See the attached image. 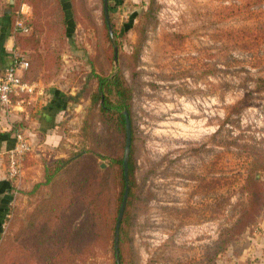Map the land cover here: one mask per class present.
Listing matches in <instances>:
<instances>
[{
	"label": "rangeland",
	"instance_id": "rangeland-1",
	"mask_svg": "<svg viewBox=\"0 0 264 264\" xmlns=\"http://www.w3.org/2000/svg\"><path fill=\"white\" fill-rule=\"evenodd\" d=\"M6 4L30 27L14 49L37 87L9 124L28 126L22 114L40 111L52 91L63 105L59 143L30 151L24 170L35 166V178L26 186L23 173L14 183L0 264L114 263L121 187L111 160L121 153V132L93 96L97 75L117 73L132 88L136 148L127 264H264V173L256 176V210L246 180L264 153V0H109L113 38L104 0ZM75 155L82 156L54 192L39 186L47 164ZM95 175L105 187L97 213L88 188ZM50 192L60 201L45 197Z\"/></svg>",
	"mask_w": 264,
	"mask_h": 264
},
{
	"label": "trees",
	"instance_id": "trees-1",
	"mask_svg": "<svg viewBox=\"0 0 264 264\" xmlns=\"http://www.w3.org/2000/svg\"><path fill=\"white\" fill-rule=\"evenodd\" d=\"M0 6H7L4 0H0ZM9 11H5L6 15L11 18V21H15L14 11L16 10L17 6L10 5ZM6 9V8H5ZM107 24V23H106ZM108 26V25H107ZM25 35L27 33H24ZM22 32L15 34V47H18L19 40L22 39L24 35ZM115 55V49H114ZM30 66V62H29ZM98 80V88L93 96L94 104L100 103L101 112L104 117L111 119L115 122V127L117 131L121 132V153L120 155L113 156L111 163L114 168H117L119 171V184L121 187L120 196H119V209L122 205V201L124 199V193L127 186V183L130 185V192L129 197L127 200L126 209L124 212V216L121 222L120 227V238H119V253H120V264H127V259L133 261V254L128 245L127 238H128V225L131 220L132 210L137 200V190L135 189L136 186V179H135V171H136V158H135V143H134V135L132 129V145H131V153L129 159V168H128V181L125 178L124 172V154H125V145H126V120L124 115V110L127 109L131 118V97H132V88L128 85L125 77L121 73H117L110 76L105 75H97ZM56 94V100L52 104L56 110H59L61 105H63V99L61 97V93L54 91ZM115 98V99H113ZM48 107L47 109H49ZM132 121V119H131ZM132 125V123H131ZM82 155H75L69 159H58L53 163L47 164L45 168V183L39 184V186H51L54 192L56 187L55 184L57 183V179L66 172L71 166L72 163L78 160ZM98 157L101 155L98 154ZM109 170L104 171V173H108ZM264 173V153L257 155L251 165L247 168V177L246 180L248 181V185L250 187L254 186V190L251 193L250 198V208L252 207L253 210H256L261 202L262 196L260 193L262 192V183L258 178H256L257 174ZM101 179L97 175L91 178L88 188L90 191V207L91 211L97 213L100 211L102 206L103 200V193L105 187H101L100 183L97 181ZM66 184L63 186V190L65 191ZM38 188V185H36ZM46 193L45 197H49V199L57 202V198L60 201L57 192L56 195L52 193ZM57 196V197H56ZM74 195H69L68 199H74ZM66 199V196L61 198V203L63 204ZM48 206L52 209V203L49 202ZM248 207V209H250ZM254 212V211H253ZM75 214V211L72 212V215ZM118 216H116V221ZM115 224L113 227V232L115 230ZM126 236V239H125ZM114 257L115 261L113 264H118L116 260V249L114 243Z\"/></svg>",
	"mask_w": 264,
	"mask_h": 264
},
{
	"label": "crops",
	"instance_id": "crops-1",
	"mask_svg": "<svg viewBox=\"0 0 264 264\" xmlns=\"http://www.w3.org/2000/svg\"><path fill=\"white\" fill-rule=\"evenodd\" d=\"M5 3L9 0H4ZM11 1V0H10ZM7 8V9H5ZM9 11V7L0 6V75L4 72L7 66L11 63L12 52L15 50V33L14 22L6 15L5 11ZM35 96V95H34ZM56 94L50 92V99L48 103L45 102L39 111L36 109L32 114L30 109L24 112L23 118L28 122V126L24 128L27 131L30 143L32 145L31 151L36 147V151H45L47 149H53L52 146H56L61 136L55 131L57 127L56 119L58 113L61 111L56 110L53 107V103L56 100ZM34 98V97H33ZM32 98V99H33ZM42 99V97H41ZM50 107L49 109H47ZM39 112V113H38ZM14 119L6 115L0 106V234L2 233L5 219L9 216L10 205L14 198L15 185L9 179L7 175V158L5 152L13 145V132L10 131V121ZM40 156V154H35ZM35 166L31 164L25 165L24 170V182L26 186L32 181L29 178H35L34 171L32 169Z\"/></svg>",
	"mask_w": 264,
	"mask_h": 264
},
{
	"label": "built area",
	"instance_id": "built-area-1",
	"mask_svg": "<svg viewBox=\"0 0 264 264\" xmlns=\"http://www.w3.org/2000/svg\"><path fill=\"white\" fill-rule=\"evenodd\" d=\"M21 13H25L22 9ZM30 31V27L22 17L14 22V33ZM11 63L0 75V106L9 117H18V110H24L37 94L36 85L24 79L29 61L16 50L12 52ZM39 93V91H38ZM13 132V145L5 152L7 158V175L13 183H19L24 173V159L31 151L27 131L10 125Z\"/></svg>",
	"mask_w": 264,
	"mask_h": 264
},
{
	"label": "water",
	"instance_id": "water-1",
	"mask_svg": "<svg viewBox=\"0 0 264 264\" xmlns=\"http://www.w3.org/2000/svg\"><path fill=\"white\" fill-rule=\"evenodd\" d=\"M104 12H105L106 23L108 25L110 35L113 38L114 32H113V28H112L111 21H110V15H109V0H104ZM115 65L116 66L118 65V48L117 47H115ZM124 115H125V120H126V145H125L123 165H124L125 178L128 181V177H129L128 168H129V159H130L131 145H132V125H131V118H130V115L127 109L124 110ZM102 167H105V165H102ZM129 192H130V185L127 183L125 193H124V199L120 207L116 229H115V249H116V260L118 264H120V253H119L120 227H121V222H122L124 212L126 209Z\"/></svg>",
	"mask_w": 264,
	"mask_h": 264
}]
</instances>
